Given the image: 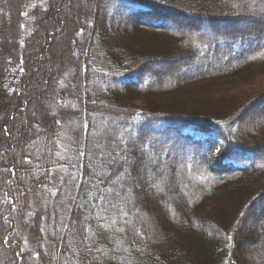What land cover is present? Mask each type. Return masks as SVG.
I'll use <instances>...</instances> for the list:
<instances>
[{"label": "trees", "instance_id": "16d2710c", "mask_svg": "<svg viewBox=\"0 0 264 264\" xmlns=\"http://www.w3.org/2000/svg\"><path fill=\"white\" fill-rule=\"evenodd\" d=\"M262 75L264 0H0V264H264Z\"/></svg>", "mask_w": 264, "mask_h": 264}, {"label": "rangeland", "instance_id": "374dc122", "mask_svg": "<svg viewBox=\"0 0 264 264\" xmlns=\"http://www.w3.org/2000/svg\"><path fill=\"white\" fill-rule=\"evenodd\" d=\"M143 33H145V32H143ZM150 34L148 33V36H149ZM142 36H144V34H142ZM157 40L158 41H160L161 42V44H163V42H165L166 40H167V38H165V37H160V38H157ZM157 51V50H156ZM161 50H159V51H157V52H160ZM262 71V70H261ZM165 79V83L166 84H168L171 80L169 79V78H164L163 77V80ZM255 82L256 83H258L257 85H258V91L261 89V88H263V86H264V75H262V76H258V77H256L255 78ZM217 82H219V81H217V80H210V81H202L201 83H200V85H197L196 86V89H194L193 90V93L192 92H184V91H179V92H174V93H163V94H158V95H151L150 96V102L152 103L151 104V106H154L153 105V103L154 104H158V105H156V106H159L160 104H162V101H164L165 102V104H168L167 102L168 101H174L175 99L177 100V98L179 99V100H185L187 103H189V99L188 98H190V100L192 99H195V98H197V97H200V98H202L203 100H205L206 98L208 99V101L209 102H207V101H205L204 103L207 105V108H208V110L209 109H211V108H209V105L210 104H213V106L215 107L214 109H217L220 113H221V115H223V113H224V110H222V109H219L218 107H216L215 105L217 104V102L215 101V100H222V99H219L216 95H220V94H222V92H219V91H217L218 89H222V88H218V89H215V85L214 84H216ZM254 82V83H255ZM206 85H207V88L208 89H205V87H206ZM245 89H247V88H250V90H252V86L251 85H246V84H244V85H242ZM241 91H243V89L241 90ZM241 91L240 90H238V91H235V92H233L234 94L233 95H236L237 96V94H239V93H241ZM257 91V92H258ZM142 96H138V99H136L135 100V103L136 104H138V105H142L143 107H147L149 104H150V102H149V100H148V103H147V100H145V99H142L141 98ZM157 102V103H156ZM182 103H184L183 101H181ZM192 102V101H191ZM187 103H185V104H187ZM209 103V104H208ZM192 104V103H191ZM219 106V105H218ZM206 108V107H205ZM207 108H206V110H207ZM111 122H109V124H110ZM107 124H108V122H107V120L106 119H104L103 120V123H102V125L101 126H98V127H101L99 130H103L102 132H103V134L105 133V134H113V135H115L116 137H118L119 136V132H118V130L116 129V130H111V127H109L108 128V126H107ZM102 135V134H101ZM148 161L149 162H147V168H149V166L151 165V166H153V164L155 163V160L152 158V157H150L149 159H148ZM167 168V165H166V163L164 164L163 163V169H166ZM166 172H168V169L166 170ZM168 174V173H167ZM169 175V174H168ZM119 179L120 178H118V180L116 181L115 180V183H117V182H119ZM54 181H55V178H53V181H52V186L54 185ZM167 185V184H166ZM47 200V198L46 199H44V201H46ZM67 198H64V201L65 202H67ZM137 200H132V197L131 196H127L125 199H124V203L125 204H127L129 207H131V206H135V204H137V202H136ZM43 203H45V202H43ZM214 204L215 203H211L210 201H208V202H206V208L208 209V211L207 212H205L206 213V215L208 214V213H211L212 211L211 210H214ZM255 207H257V205H255ZM201 209V208H200ZM199 209V210H200ZM211 209V210H210ZM227 210V209H232L230 206H228L227 208H224V210ZM133 216V217H132ZM132 216H130V218H129V220H131V217H132V220L131 221H133V220H135V219H137V217H139V213H137V212H134L133 214H132ZM251 216H252V214L247 218V220H246V226H250L253 222H255V219L253 218V219H251ZM253 217V216H252ZM139 220L141 221V215H140V217H139ZM86 230V229H85ZM86 233H87V230H86ZM251 240V236H249V235H245L244 237H243V240H241V242H243L244 244L242 245V248H244L245 249V247H247V245H248V243H249V241ZM79 241H80V239H79ZM249 248V246L246 248V249H248ZM248 258V257H247ZM49 264V263H48ZM51 264H57V263H54V262H51Z\"/></svg>", "mask_w": 264, "mask_h": 264}, {"label": "snow or ice", "instance_id": "6c2138e0", "mask_svg": "<svg viewBox=\"0 0 264 264\" xmlns=\"http://www.w3.org/2000/svg\"><path fill=\"white\" fill-rule=\"evenodd\" d=\"M217 151H219V149H217ZM230 239V238H229ZM17 255H19V254H17Z\"/></svg>", "mask_w": 264, "mask_h": 264}]
</instances>
